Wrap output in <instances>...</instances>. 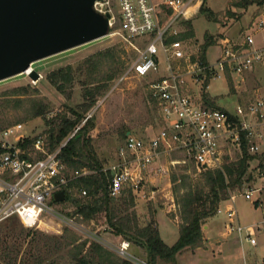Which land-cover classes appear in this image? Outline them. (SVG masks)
Masks as SVG:
<instances>
[{
  "label": "rangeland",
  "instance_id": "1",
  "mask_svg": "<svg viewBox=\"0 0 264 264\" xmlns=\"http://www.w3.org/2000/svg\"><path fill=\"white\" fill-rule=\"evenodd\" d=\"M237 1L238 0H207V6L219 14V20L217 21L206 18L198 12L199 8L198 10L196 9L192 17L189 18L192 20L195 36L190 41H183L186 46V53L190 55V61L195 60L197 56H201V47L205 42L207 34L212 35L216 39L215 43L206 47L205 57L208 63L207 65H215L216 61L222 56V46L224 45L225 38L228 39L230 43L236 45L242 43L247 35H251L255 40V44H264V27H258L257 25L260 20L264 19V5L255 2L243 6L238 5ZM229 10L232 13L229 12ZM233 13H238V17L231 15ZM182 22L178 25L179 33L184 30ZM117 30L118 32L116 33L111 31L102 38L34 62L32 68L39 71L42 75L39 80L32 79L28 73L25 72L0 81V103L1 100H3L2 94L8 92L12 88L26 85L30 86L34 92L38 91V96L47 98L51 102L50 111L46 118L38 117L29 121L23 119L24 114L21 109L18 111L6 109L7 111H5L3 115V127L15 122H20L24 124L25 130L30 136L34 137L41 135L46 140L50 128L53 127L55 123H58L64 114L68 117L73 116L69 108L79 107V104L83 103L82 95L84 89L92 85L91 83L88 84L87 81L90 74L87 75L85 71L81 73L77 72L80 64L86 58L94 56L100 51L117 48L121 54L118 63L120 65V71L113 79L101 82V84H107V87L102 91L101 95L97 97L96 104L86 113L89 117L92 115L94 116V128L90 133L92 136L91 146L100 159H107L109 162L107 164H111L119 160L117 159L118 148L124 143L125 136L128 135V133L143 138H149L156 134L162 126L158 102L151 94L150 83L159 80L167 74L168 62L162 54V51H160L158 54L160 59V72L152 73L147 76L129 73L123 78L127 70L138 57L139 50L142 49L147 42V37L126 39L123 36L124 28L120 21L117 22ZM170 62L172 67L175 70L178 69V73L181 75V85L185 93L190 95L195 102L202 103L203 105H205L203 94L206 93L208 97L210 96L216 102L217 106L220 105L228 111H234L238 104L244 103V96L247 95L252 88L249 81L252 80L253 76L250 74L247 78L245 75L249 73L248 71L244 73V76L247 78V84L245 86L243 81H240L241 83L239 85L234 81L233 78L237 73L230 72L229 78L226 72L219 78H211L207 84L208 86L205 87L203 83L196 82L195 76L197 74H202L201 70L194 69L192 72H188L185 63L186 57L181 59L173 58ZM67 65L72 66L73 69L76 70V78L70 90L66 93H61L50 85L46 76L50 71ZM106 68L105 66L104 69ZM85 81H87V84H85ZM237 99L239 102H237ZM1 111L0 109V112ZM53 119L54 122L52 121V123L48 124L47 121ZM53 123L54 125H52ZM81 124H83V121ZM75 133L74 129L69 137ZM69 137H67V139ZM221 148L223 153L222 160L226 157L232 160L236 158L237 153L241 151V148L233 144L230 140H223ZM180 154L181 153H176L174 151L163 154L162 164L165 165L169 160L176 157L181 158L182 155ZM258 164L259 159L251 162L249 172L246 176L248 177L249 175L250 178L244 182L242 187L233 191L238 194L235 205L242 224L255 223L261 219L260 209L256 208L251 201L239 194L247 187L251 188L262 184L263 180L260 181L259 178L263 176H259V174L262 171L264 175V169L259 170ZM188 165L189 168L183 170L181 167L179 168L177 164H170L168 173H154L149 177L146 174L141 182L142 191L138 192L133 190V193L136 194V204L128 209V211L133 208L135 209L140 225H144L149 220L156 221L160 236L168 245L174 244L179 239V223L181 221L178 214L175 194L173 193L171 174L175 172L180 176L182 172L187 173L188 177H186V183L195 184L199 172L193 173L194 166L191 162L188 161ZM180 166L184 165L182 164ZM128 189H131L129 185L125 187L117 198L123 200V194L126 192L125 190ZM263 193L264 192H262L261 195H264ZM75 194H79L77 190ZM53 205L58 213L56 215L45 214L37 227L26 228L17 215H12L10 219L0 223V236L10 235L7 237L9 244H13L14 242L18 243L21 249L19 261L23 259V255H26V257L28 256V258L30 257V262H28V264L40 263L41 261L39 262V260L41 257L42 263L40 264H48L50 259H55L58 255L54 248V240L45 235L60 236L64 232L66 226H70L75 232L82 234V236L86 235L93 239H98L104 245L120 254L118 247H120L122 242L127 240L121 237L119 241L113 236L115 233L108 226L104 213L99 214L95 220L86 224L77 220L76 215L68 214L74 212V207L69 202H54ZM232 206L234 208V204L230 198L225 202L222 201L219 207L223 209L224 213H216L206 220L203 225V230L208 222L206 227L207 236L213 242L210 245L204 243L203 246H201L202 250L204 249V253L208 256L203 255L201 257L200 255H202V252H200L198 257H194L196 264H255L258 262L261 254L264 253V248L261 246L253 247L248 243L241 244L239 238L236 237L237 235L228 230L227 224L236 223V218L230 219L225 214V211L230 210ZM125 209L126 207L123 205L122 213L124 214L127 211H125ZM66 217L75 218L76 225H69ZM8 226L14 227L12 232L6 230ZM22 229H25V231L19 234ZM234 238H237L238 241ZM215 239H220V241H214ZM232 241L235 243L233 244ZM46 242L49 243L47 244ZM45 243L46 245L43 248V252L40 247H43ZM228 243L233 244V253H228L227 251L229 249L226 251V247L221 249V253L219 247L222 244L226 246ZM262 243L263 239L261 238L260 244L263 245ZM136 249H138V245L134 243L131 245L130 242L128 251L132 254L133 258L131 259L137 263L142 260L141 263L144 264L146 255H143L139 251H135ZM197 249H199V247L186 248V250H189L188 252ZM182 252L184 251H181V253ZM187 254L189 253H186V255ZM186 255L183 253L179 256V260L176 259V262H158V264H186Z\"/></svg>",
  "mask_w": 264,
  "mask_h": 264
},
{
  "label": "built area",
  "instance_id": "2",
  "mask_svg": "<svg viewBox=\"0 0 264 264\" xmlns=\"http://www.w3.org/2000/svg\"><path fill=\"white\" fill-rule=\"evenodd\" d=\"M200 4L201 0H96L94 3L98 12L109 14V28H113V32H118L117 22L120 21L126 39L147 37V42L139 50L138 57L123 78L129 73L147 76L160 72V51L168 62V72L163 79L150 83L151 94L158 102L162 127L149 138L128 133L124 143L118 148L119 160L107 169L111 175L109 193L112 196L120 195L127 185L134 191H142L141 182L146 172L152 169L162 153L177 150L185 152V157L171 160V165L190 160L199 171L220 166L223 161L222 141L230 140L240 148L243 132L250 153L263 151V95L257 94L247 104H238L234 111L208 107L195 102L185 93L181 85V75L178 69L172 67L170 60L186 57L188 72L201 70L202 74L194 75L196 82L201 83L207 77L219 78L228 70L243 74L256 66L264 67V46H256L251 35H247L242 43L236 45L225 38L223 54L215 65H207L201 56L190 61V55L186 53V46L181 39L167 43V38L179 34L178 25L192 17ZM169 9L172 10L170 15ZM257 25L264 27V19ZM79 128L80 125L75 132ZM29 135L24 124L20 122L0 130V223L12 215H17L26 228H33L39 226L45 214L58 213L53 205L58 202L53 199L54 193L64 191L71 180L84 176L91 170L76 169L68 174L60 157V148L47 152L42 137L35 140L33 150L21 147L20 143ZM39 150L45 153L43 157H36ZM167 170V166L160 164L154 171L163 174ZM261 176V185L247 187L239 193L260 209V221L252 224H242L239 221V212L235 205L238 194L235 192H231L229 196L234 208L232 206L225 211L228 218H236L235 224H227L228 230L235 233L241 243L246 242L253 247H257L259 243L257 233L264 229V202L261 199L264 175ZM86 193L82 189L81 194ZM216 213L224 212L218 207ZM66 219L69 225H76L75 218ZM129 246L130 242L124 241L118 249L121 255L131 259L133 257L128 251ZM141 262L138 263L142 264ZM144 264L149 263L144 261ZM255 264H264V253Z\"/></svg>",
  "mask_w": 264,
  "mask_h": 264
},
{
  "label": "trees",
  "instance_id": "3",
  "mask_svg": "<svg viewBox=\"0 0 264 264\" xmlns=\"http://www.w3.org/2000/svg\"><path fill=\"white\" fill-rule=\"evenodd\" d=\"M255 2L264 5V0H238L237 4L247 6ZM206 3L207 0L201 1L198 12L210 20H219V14L208 7ZM229 12L231 11L229 10ZM168 13L170 15L172 10L169 9ZM231 15L238 17V13ZM182 24L184 25V30L177 35L167 38V43L175 39L190 41L194 38L195 33L192 20L188 18ZM109 29L110 32L113 30V28ZM215 42L216 39L212 35L207 34L205 42L201 47V58L205 63H207L205 57L206 47ZM120 58L121 54L117 48L106 49L86 58L80 64L77 72L81 73L85 71L87 75L90 74L87 81L88 84L91 83L94 86L91 85L84 89L82 95L83 103L79 104V107L69 108L73 116L68 117L64 114L58 123L52 124L54 126L50 128L46 140L41 135L40 137L44 139V148L47 152L60 148V157L65 164V171L68 174L73 169L82 170L86 168L91 170L90 173L84 176L74 178L64 188L66 198L61 202H69L74 207V212L72 214L68 213L69 215H76L77 220L89 224L99 214L104 213L108 226L115 234L121 235L127 241L142 246L146 250L147 262L149 264H158L161 261L176 262L177 254L184 249L203 246V225L206 220L216 214L220 203L228 199L231 192L242 187L244 182L250 178L249 175L248 177L246 176L253 160L259 159L258 169H264V152L260 154L250 153L248 141L243 132L241 134V151L237 153L236 158L229 160L226 157L220 166L208 167L200 171L189 160L194 166L193 173L199 172L195 184L186 183L187 173L182 172L179 176L173 172L171 174V182L181 221L179 223V239L174 244L168 245L160 236L156 221L149 220L144 225H140L135 209L133 208L128 211L131 206L136 204V194L133 193V190H125L123 200L109 193L108 186L111 175L102 169L109 162L107 159H100L91 146L92 136L90 133L94 128V116L92 115L86 119V113L96 104L97 97L107 87V84H101V82L113 79L120 71V65L118 64ZM105 66L107 67L106 69H104ZM75 73L76 70L72 66L67 65L50 71L46 79L56 90L66 93L70 90L76 78ZM227 74L230 78L229 70ZM162 79L163 77L159 80ZM209 80V77L205 79L203 83L205 87L208 86ZM87 81H85V84H87ZM37 94L38 91L34 92L28 85L12 88L2 94L3 100L0 103V109L2 110L0 112V129L2 130L14 124L12 123L3 127V115L7 111L6 109L17 111L21 109L25 121L38 117L46 118L50 111L51 102L47 98L40 97ZM203 100L208 107H218L215 101L210 96L208 97L206 93L203 94ZM83 120L85 122L81 124ZM52 121L54 122V119L47 122L49 124ZM78 125H80L78 131L69 137ZM38 137L29 135L20 143V146L33 150L35 140ZM67 137L69 138L67 139ZM44 154L43 151L39 150L36 157H43ZM180 155L186 156L184 151H181ZM117 159H119V156H117ZM182 164L184 166H180ZM177 166L183 170L189 168L188 161L186 163H179ZM82 189L87 191L85 195L81 194ZM76 190L79 194H75ZM123 205L126 207L125 211L127 210L125 214L122 213ZM8 219L10 217L6 220ZM13 228L8 226L6 230L12 232ZM23 231L25 229H22L19 234ZM8 236L10 235L0 236V264H28L30 257L28 258V256L23 255V259L19 261L21 249L16 242L9 244ZM45 236L54 240V248L58 255L55 259H50L48 264H139L126 256L118 254L98 239H93L86 235L82 236V234L75 232L70 226H66L60 236ZM46 243L48 244L49 242ZM46 243L43 244V247H40L42 251ZM41 258L39 260V262L41 261L40 263H42Z\"/></svg>",
  "mask_w": 264,
  "mask_h": 264
},
{
  "label": "water",
  "instance_id": "4",
  "mask_svg": "<svg viewBox=\"0 0 264 264\" xmlns=\"http://www.w3.org/2000/svg\"><path fill=\"white\" fill-rule=\"evenodd\" d=\"M95 1L0 0V81L25 72L39 80L34 62L109 34V14ZM65 198L63 190L53 195Z\"/></svg>",
  "mask_w": 264,
  "mask_h": 264
},
{
  "label": "crops",
  "instance_id": "5",
  "mask_svg": "<svg viewBox=\"0 0 264 264\" xmlns=\"http://www.w3.org/2000/svg\"><path fill=\"white\" fill-rule=\"evenodd\" d=\"M255 41V40H254ZM256 46H264V44H262V43H259V44H255ZM249 73H246L245 75H246V77L248 78V76L251 74V76H253L252 77V80L251 81H249V84H250V86L252 87L251 89H250V91L248 92V94L247 95H245L244 96V100H243V104H247V103H249V102H251L254 98H255V96L257 95V94H261V95H263L264 96V67L263 66H256L254 69H252V70H250V71H248ZM231 74V73H230ZM237 77V78H236ZM245 76H244V73L243 74H236V76L233 78L234 79V81L235 82H237V84L239 85L242 81H243V83H244V86L247 84V78H246ZM240 79V80H239ZM241 81V82H240ZM254 86V87H253ZM237 87H239V86H237ZM256 87V88H255ZM237 102H239V100L237 99ZM216 103V102H215ZM218 107H221L220 105L218 106ZM221 108H223V109H225L224 107H221ZM160 120H161V126H162V124H163V122H162V117H161V115H160ZM29 134V133H28ZM262 150H263V152H264V140H263V144H262ZM174 152H176V153H181V151H179V150H177V151H174ZM163 154H166V153H162L161 155H160V157L155 161V163L153 164V166H152V169H150V170H148L147 172H146V174H147V176L149 177L151 174H154L155 173V169H156V167L157 166H159L160 164H162V161H163ZM182 158V157H181ZM181 158H178V157H176V158H173V159H171V160H176V159H181ZM171 160H169L165 165L164 164H162L163 166H167L168 167V170L165 172V173H168V171H169V165H170V161ZM254 161V160H253ZM115 162H117V161H115ZM115 162H113V163H111V164H105L104 166H103V171H106V172H108L107 171V169L112 165V164H114ZM74 170V169H73ZM145 174V175H146ZM156 174H158V173H156ZM261 175H263V173H262V171L260 172V174H259V176H261ZM155 176V175H154ZM148 180H149V178H148ZM259 180L260 181H262L263 180V178H259ZM110 182V181H109ZM109 187V186H108ZM154 192V191H153ZM264 194V193H263ZM261 199H262V201L264 202V195H261ZM225 201H227V199L226 200H224V202ZM59 202H61V201H59ZM239 219V218H238ZM239 221H241L240 219H239ZM207 224H208V222L206 223V225H205V228H204V243L206 244H208V245H210V244H212V240H210V238L207 236V229H206V227H207ZM247 224H252V223H247ZM157 225V224H156ZM113 236H115V238L117 239V240H119L120 241V238L122 237L121 235H113ZM263 236V237H262ZM257 237H258V246L260 247H262V248H264V229H262L261 231H259L258 233H257ZM263 239V245H261L260 244V239ZM233 239V238H232ZM235 240H237L238 241V239L237 238H234ZM214 241H220V239H215ZM222 241V240H221ZM225 241V240H224ZM226 242H227V240H226ZM225 243V242H224ZM232 243H233V241H232ZM228 243V244H226V246H223V244L219 247V251H221V253H222V248L223 247H226V251H227V249H229L227 252L229 253V252H231V253H233V250H234V247H233V244L235 243ZM243 243H246V242H243ZM243 243H241V244H243ZM131 245H133V243H131ZM228 245V246H227ZM244 247V246H243ZM201 247H199V249H197V250H194V251H190V252H188L189 250H186V249H184L183 251L184 252H180V253H178L177 254V256H176V259H178L179 260V256H181L183 253H185V255H186V253H189V254H187L185 257H186V264L188 263V264H196L195 263V259H194V257H198V254L200 253V252H202V255H200L201 257L204 255H207L206 253H204V249L202 250V248L200 249ZM135 251H139V252H141L143 255H146L147 253H146V250L142 247V246H139L138 245V249H136ZM218 251V252H219ZM217 252V253H218ZM219 254V253H218ZM263 254V253H262ZM208 256V255H207ZM188 260V261H187ZM146 262H147V257H146ZM162 262V261H161Z\"/></svg>",
  "mask_w": 264,
  "mask_h": 264
},
{
  "label": "bare ground",
  "instance_id": "6",
  "mask_svg": "<svg viewBox=\"0 0 264 264\" xmlns=\"http://www.w3.org/2000/svg\"><path fill=\"white\" fill-rule=\"evenodd\" d=\"M44 222V221H43Z\"/></svg>",
  "mask_w": 264,
  "mask_h": 264
}]
</instances>
